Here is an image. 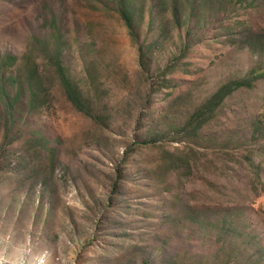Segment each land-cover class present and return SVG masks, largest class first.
<instances>
[{"label":"rangeland","instance_id":"1","mask_svg":"<svg viewBox=\"0 0 264 264\" xmlns=\"http://www.w3.org/2000/svg\"><path fill=\"white\" fill-rule=\"evenodd\" d=\"M42 257L264 264V0H0V264Z\"/></svg>","mask_w":264,"mask_h":264},{"label":"trees","instance_id":"2","mask_svg":"<svg viewBox=\"0 0 264 264\" xmlns=\"http://www.w3.org/2000/svg\"><path fill=\"white\" fill-rule=\"evenodd\" d=\"M123 18L125 20V22H127L129 29H132L131 24V19L130 16L127 13H123ZM233 89V85L229 84L228 86L223 87L217 94L216 96L211 100L210 103H208V105L202 107L201 111H198V115L203 116L206 112L207 109L210 107H213L216 103L220 102V100H222L224 98V94L226 93H230Z\"/></svg>","mask_w":264,"mask_h":264},{"label":"clouds","instance_id":"3","mask_svg":"<svg viewBox=\"0 0 264 264\" xmlns=\"http://www.w3.org/2000/svg\"><path fill=\"white\" fill-rule=\"evenodd\" d=\"M40 264H44V259H43V257H42L41 260H40Z\"/></svg>","mask_w":264,"mask_h":264}]
</instances>
